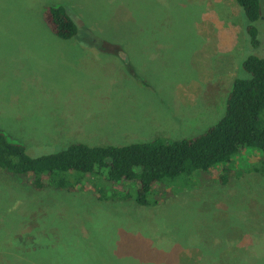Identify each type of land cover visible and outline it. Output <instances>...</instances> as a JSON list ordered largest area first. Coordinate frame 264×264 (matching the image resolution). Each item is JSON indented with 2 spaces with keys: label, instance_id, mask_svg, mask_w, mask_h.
I'll return each instance as SVG.
<instances>
[{
  "label": "rangeland",
  "instance_id": "374dc122",
  "mask_svg": "<svg viewBox=\"0 0 264 264\" xmlns=\"http://www.w3.org/2000/svg\"><path fill=\"white\" fill-rule=\"evenodd\" d=\"M53 5L76 36L45 24ZM260 5L254 49L235 0H0V130L31 157L202 134L225 114L234 80L249 77L243 60L264 57ZM261 156H233L239 177L227 186L180 180L157 207L109 185L102 196L115 200L37 192L0 172V264H219L231 242L245 250L238 264H264Z\"/></svg>",
  "mask_w": 264,
  "mask_h": 264
},
{
  "label": "trees",
  "instance_id": "16d2710c",
  "mask_svg": "<svg viewBox=\"0 0 264 264\" xmlns=\"http://www.w3.org/2000/svg\"><path fill=\"white\" fill-rule=\"evenodd\" d=\"M235 1L249 22L246 32L251 46L257 49L260 41L255 23L260 19V0ZM43 18L61 39H71L78 33L75 21L63 5L46 7ZM242 68L249 77L234 80L225 114L202 134L174 141L157 138L125 146L74 143L54 154L31 157L22 143L0 130V172L37 192L53 188L92 193L99 200H115L116 194L108 199L102 196L109 185L122 192L125 200L135 198L145 207L174 200L178 190L171 189L172 185L191 176L202 174L216 184L229 185L239 177L231 167L232 158L244 149L262 153L255 170L264 176V57L249 55ZM97 179L105 185L98 188ZM223 250L225 255L218 257L219 264H238L245 252L238 250L234 242L224 245Z\"/></svg>",
  "mask_w": 264,
  "mask_h": 264
}]
</instances>
